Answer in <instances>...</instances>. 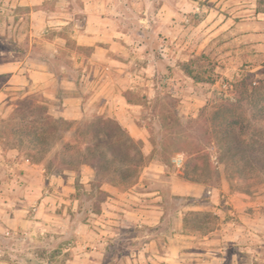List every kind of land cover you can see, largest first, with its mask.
<instances>
[{"label": "rangeland", "instance_id": "obj_1", "mask_svg": "<svg viewBox=\"0 0 264 264\" xmlns=\"http://www.w3.org/2000/svg\"><path fill=\"white\" fill-rule=\"evenodd\" d=\"M35 8L45 12L39 22ZM87 11L118 31H106L117 41L108 60H83V117L56 132L41 127L36 113H14L27 99L47 110L39 93L2 96V144L44 169L34 190L57 192L44 206L37 199L24 211L0 208V264H264V121L250 123L262 154L258 162L249 155L243 178H228L215 162L206 121L234 96L236 83L264 78V0H0V63L12 60L2 53L22 51L41 23L50 29L46 37L65 39L56 71L63 66L79 80L72 57H88L90 49L74 44L70 27L84 24ZM59 21L68 24L56 29ZM120 106L122 120L144 139L119 123ZM97 118L116 120L134 140L136 149L123 147L125 138L114 147L115 156L128 158L112 159L105 145L95 156L83 150L78 133ZM193 152L212 163L197 172L200 181L183 177ZM108 197L123 210L116 217L107 215ZM135 209L149 211L144 222L130 218Z\"/></svg>", "mask_w": 264, "mask_h": 264}, {"label": "crops", "instance_id": "obj_2", "mask_svg": "<svg viewBox=\"0 0 264 264\" xmlns=\"http://www.w3.org/2000/svg\"><path fill=\"white\" fill-rule=\"evenodd\" d=\"M87 13L84 24L81 26L72 25L70 27V37L74 41V44L78 47L90 49L88 57H72L75 61L74 67L80 65L82 68L80 79L77 80L65 72L66 68L63 66H59L60 72L56 71V63L59 61L57 58L59 57L61 48L65 45V39L57 37L58 35L46 37L43 33L50 29L47 30L45 25L41 23H35L32 37L22 51H11L8 52L10 54H1L2 56L12 57V60L7 59V61L0 63V75H6L5 81L0 86V102L7 90L22 92L24 94L39 93L47 102L48 114L68 121H78L83 117L84 94L82 86L85 83L84 79L87 77L85 74L86 68L81 66L83 60L85 59L90 62L108 60L109 51L115 49L117 41L111 38L107 39L106 31H118L116 25L107 29L106 24L100 16H96L95 13L90 11H87ZM32 15H34L35 21L39 22V18L44 19L45 12L39 8H35L32 10ZM59 22L61 26H58L59 28L56 27L59 30L63 25L68 24L66 21ZM6 103H2L1 107L3 108V105ZM124 104L127 106L126 102ZM12 106L8 105L2 117L6 116ZM117 109L119 110V113L116 114L117 119L121 125L129 129L131 137L144 139L143 133L137 127L134 129L129 125V122L122 120L120 117L123 110L122 106ZM0 160V208L5 209V207L13 206L12 208H15L16 211H24L21 208L22 206H25L27 202H37V199H39L37 205L44 206L45 203L52 199V191L56 190L57 192V188L45 189L43 196L40 193L43 191V185H38V190H34L32 188L33 182L37 178L43 177L44 169L40 165L31 163L17 149L5 147L1 140ZM4 175H6L5 179L2 178ZM152 176H155V174ZM32 178L34 181L31 180ZM39 189L42 190L40 191ZM38 194H40V197L36 198ZM134 198L137 199V197ZM108 199L111 200V203L108 204L107 215L110 217L118 216L115 210L123 211L115 205L118 201L112 197H108ZM146 213H149V211L135 209L131 212L130 218L136 222L140 219L144 222L147 218L144 216L147 215ZM11 222H13L12 219L6 220V223Z\"/></svg>", "mask_w": 264, "mask_h": 264}, {"label": "trees", "instance_id": "obj_3", "mask_svg": "<svg viewBox=\"0 0 264 264\" xmlns=\"http://www.w3.org/2000/svg\"><path fill=\"white\" fill-rule=\"evenodd\" d=\"M182 70L187 76L197 79L192 75L187 64H183ZM234 89V96L215 107L208 115L206 120L207 135L216 152L215 162L224 166L228 178H243L247 175L244 166L249 162V155L254 154V160L258 162L262 154L260 144L262 138L260 134H257L256 129H249V126L253 121H264V78L253 81L247 75L234 85ZM126 101L130 103L127 97ZM14 113L23 119L36 113L38 114V120L41 122V127L52 125V130L56 132L67 131L71 127V122L60 117H53L47 113L44 106L35 104V101L30 99L20 101ZM13 119L14 117L10 118V120ZM251 130L256 132L254 138L247 135ZM11 131H13L11 132L13 134L17 133L15 130ZM18 133L21 134L22 132ZM29 135L30 133L26 132V136L29 137ZM78 136L80 142L84 145L83 150L92 156H95L101 145H105L109 149L112 159L118 157L128 158L125 153L115 156L114 147L124 138L123 147L129 145L130 148L136 149L134 140L126 135L124 129L116 120L110 118H97L78 133ZM92 141H95V143L90 147L89 144ZM35 142V139L30 141L34 147H37ZM97 156L98 159L103 158L101 154ZM200 166H202V169L199 168ZM211 166L212 163L207 154L204 157V155L199 156L197 152H193L184 163L183 177L189 181H200L197 172L200 171L201 176L203 168L210 169ZM122 177L126 179V176Z\"/></svg>", "mask_w": 264, "mask_h": 264}]
</instances>
